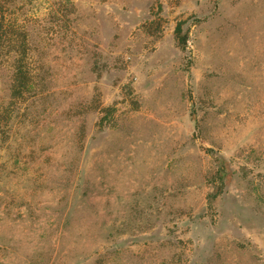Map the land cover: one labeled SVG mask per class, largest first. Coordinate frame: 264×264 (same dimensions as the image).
I'll list each match as a JSON object with an SVG mask.
<instances>
[{
  "label": "rangeland",
  "instance_id": "374dc122",
  "mask_svg": "<svg viewBox=\"0 0 264 264\" xmlns=\"http://www.w3.org/2000/svg\"><path fill=\"white\" fill-rule=\"evenodd\" d=\"M0 20V264H264V0Z\"/></svg>",
  "mask_w": 264,
  "mask_h": 264
},
{
  "label": "trees",
  "instance_id": "16d2710c",
  "mask_svg": "<svg viewBox=\"0 0 264 264\" xmlns=\"http://www.w3.org/2000/svg\"><path fill=\"white\" fill-rule=\"evenodd\" d=\"M2 33H3V28L1 26V20H0V51H1V48H2ZM176 37H177V40H178V43L179 45L181 46L182 49H185L186 46H187V38L185 36H182V30H181V25H178L177 27V30H176ZM28 74V71L26 68H22L19 65L16 66L15 68V77L13 78L14 79V82L16 81H21L20 85L19 86H23L24 84L26 85V82L22 81V78L24 76H27Z\"/></svg>",
  "mask_w": 264,
  "mask_h": 264
}]
</instances>
